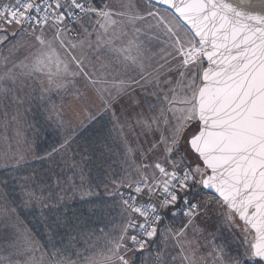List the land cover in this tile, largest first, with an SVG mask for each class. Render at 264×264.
<instances>
[{
    "label": "snow or ice",
    "instance_id": "1",
    "mask_svg": "<svg viewBox=\"0 0 264 264\" xmlns=\"http://www.w3.org/2000/svg\"><path fill=\"white\" fill-rule=\"evenodd\" d=\"M148 5L142 10L128 0L117 12L106 0L0 3V46L28 50L30 63L22 67L46 78L44 93L75 89L85 109L95 93L114 118L115 105L128 114L121 132L126 126L136 145L123 137L128 168L123 176L102 181L121 218L118 234L108 240L105 264H130L126 254L143 252L158 235L176 241L172 264H209V257L211 264H264V0H148ZM129 26L132 38L124 42ZM141 34L147 40L139 39ZM153 41L164 45L159 59ZM85 48L111 55L123 78L101 75ZM138 93L155 98V104L143 101L147 116L136 111ZM53 111L59 120L60 112ZM23 162L21 156L13 167ZM205 190L213 195L206 198ZM213 206L223 210L229 228L242 222V250L226 251L212 239L211 250L197 255L203 245L188 240L187 230L199 232L196 219ZM177 209L187 222L178 231L162 229L166 214L175 217ZM28 247L32 250L31 241ZM44 261V254L33 255L26 264ZM157 262L168 264L159 252ZM50 264L74 262L57 250ZM84 264L98 262L89 257Z\"/></svg>",
    "mask_w": 264,
    "mask_h": 264
},
{
    "label": "rangeland",
    "instance_id": "2",
    "mask_svg": "<svg viewBox=\"0 0 264 264\" xmlns=\"http://www.w3.org/2000/svg\"><path fill=\"white\" fill-rule=\"evenodd\" d=\"M6 1L7 0H0V3ZM97 2H99V0H97ZM106 2L114 11L119 12L125 10L123 5L127 4L128 0H106ZM133 2L138 3L142 10H146L149 7L148 0H133ZM155 7L162 9V7L158 5H155ZM116 19L120 21L124 18L117 16ZM138 26L144 27L143 22H138ZM126 31H128L129 35L123 38L124 42L132 38L130 26ZM145 31L148 30L145 29ZM80 36H83L82 31L80 32ZM77 38L78 37L74 39ZM145 38H147L146 35H144V40ZM93 39H95L94 36ZM140 39L143 40L142 38ZM120 43L121 41H117L116 46H119ZM10 47L11 45H8L7 47L0 46V88L7 89V92H0V170L4 167L14 165L16 159L21 156L26 160V156L31 155V147L26 143L32 138L31 127L36 118H40L47 125L53 127H62L67 124L72 128H81L97 116L106 113L110 116L114 125L121 160L117 159L115 155H111L109 159L107 156L106 158H100L97 161L98 166H104L108 161H115L109 165L111 168L105 170V178H102V181L107 182L108 176L111 172L113 173L111 175L112 178L123 176L125 169L128 168V165L124 163L126 150L123 137L127 136L129 144L133 148L136 147L134 143L135 137L129 133L126 126L123 128V133L121 132V125L124 124L128 114L122 111L119 105H115L116 118H114L112 111L105 110L104 101L98 96L92 94V103H90L87 109H85L76 99L74 94L75 89L65 92L44 93L41 81H44L43 87H47L46 78L41 73L28 74V70L22 67V64L30 63L28 50L20 49L19 51L10 52ZM162 47H164L163 44L159 42L154 44V42H152V51L157 54L155 57L156 59H159L160 49ZM84 53L88 58H113L111 55L105 54L103 50L96 52L85 48ZM26 57L28 58L26 59ZM113 67V70H111V68L106 66L104 74H108L107 78L109 80L113 78L120 79L118 78L119 73L117 72L119 71L118 64ZM76 87L82 89V85H77ZM149 91L151 90L149 89ZM138 94L141 100V108H137L136 111L140 112L142 110L144 115L147 116L149 115L148 106L147 104H144L143 101L147 99L155 104V98L152 96L145 97L143 93ZM21 101L23 102L21 103ZM53 107H55V109L61 114L59 120L56 112L53 111ZM37 113L39 114L35 117L34 114ZM137 162H139L138 157ZM92 163L93 161L91 159L81 158L78 153L72 154L68 150L61 151L56 158L51 159L48 163V169L45 171L50 176L49 179L53 180V188L55 191L47 192V187L44 185H37L35 190L29 186V188L22 191V200L25 206L35 205L39 212L42 211L41 214H39L40 217H38L39 227L43 228L52 225L47 224V216L50 215L52 210H55L56 207L63 205L70 206L78 201V196L79 199L86 197L85 195H82L84 191H88L85 190L84 187L88 186L91 191H100L98 193L104 194L102 181H99V179L96 178L95 172H93L92 169ZM41 171L42 169H40V172ZM82 175L83 179H81ZM94 185H98V191L95 190ZM30 193H34V196L31 198L29 195ZM206 193V198L212 196L208 192ZM105 196L106 199H108L107 195ZM50 199H53L54 201L51 202ZM53 202L55 205L52 204ZM80 202L81 203L74 205L82 204L81 206L83 207L85 202ZM109 202L114 204L113 198L107 201V203H99V206L107 208ZM117 211L118 210L116 209V212ZM221 211L223 210L216 209L215 206H213L212 212ZM179 219H181V217L172 218L171 220L176 221ZM54 225L58 226V223L53 224V226ZM28 231L29 229L27 225L21 218H19L16 209L6 200L4 190L0 184V259H4V253L9 256L7 261H11V264H26L29 258L33 255L37 258V247L36 252L35 250L30 252L28 251L29 247L26 246L28 241H31L32 243L36 242V246L38 244V241L34 240ZM238 232L242 233L240 226L229 228L228 232H218L219 234L216 235V238L224 242L219 245H224L226 251L235 252L237 249L236 246L239 245V239L237 237ZM204 241L202 252H197L198 256H204L211 250L209 244L211 240L204 236ZM174 242L175 240L169 237L165 240L164 244H161L158 248L154 247L153 251H150L153 254L144 252V257L149 259L148 261L150 264H158L157 253L159 252L162 259L167 255L165 260H170L169 257L172 255L166 253ZM232 249L234 250L232 251ZM177 259L179 260V256H177ZM209 264H211L210 257Z\"/></svg>",
    "mask_w": 264,
    "mask_h": 264
},
{
    "label": "crops",
    "instance_id": "3",
    "mask_svg": "<svg viewBox=\"0 0 264 264\" xmlns=\"http://www.w3.org/2000/svg\"><path fill=\"white\" fill-rule=\"evenodd\" d=\"M140 38L144 40V35L141 34L139 36V39ZM145 40H147V38H145ZM153 42L154 44H157L158 41ZM90 59L93 61V63H96L97 70L101 75H103L105 71V68L100 67L101 64L106 65L107 67L111 68V70H113L114 65L118 64V62L114 58ZM118 67V78H123L122 69L119 64ZM91 94L95 95V93ZM45 186L47 187V190L49 187L47 185ZM84 188L85 190H90L88 186ZM94 188L98 191V185H94ZM108 199L110 200L111 198L108 197ZM108 199H106V196L101 193L99 196H86L80 199L78 196V201H76L74 204H79L81 203L80 201H84L85 205L83 207L81 206L82 204H71L70 206L63 205L56 207L55 210H52V213L47 216V224H52L51 226L42 228L38 225V228L35 232H32L30 230L28 231L32 238L38 241L37 246L36 242L32 243V250H29L28 248V251L32 252L35 250L36 252L37 247V258L44 254V264H50V254L56 252L57 250L61 251L64 255L69 256L74 264H84L85 259L89 257L95 259L98 264H105L106 257L109 255L108 240L118 234V227L121 224L119 213L109 215L105 213L106 208H104L103 206H99V203H106L107 201H109ZM50 200L51 202L54 201L53 199ZM52 204L55 205L54 202ZM186 222L187 218H181L176 221H171L170 227L167 228H170L172 231H178ZM56 223H58V226H53V224ZM172 224L176 226L174 228H171ZM195 224L200 229V231L194 235L193 229L189 227V229L187 230V239L192 240L194 243L198 241L199 245H204V236H206L210 240L215 239V242L218 245L222 244L224 242L217 239L216 235L219 234L218 232L220 231H229V227L224 223L222 211H211L208 214H202L201 217L196 219ZM236 224L238 226L242 225L239 220H237ZM161 228L163 229L166 227ZM209 233H212L213 235H209ZM242 236L243 233L238 232L237 237L239 239V245L236 247H239L241 250L244 247V245L241 244ZM164 243L165 240L158 235L155 238L152 246L148 250H146L145 253L153 254L150 251H153L154 247L158 248L161 244ZM26 246H28V244H26ZM185 248L187 251H191V249L187 248V245H185ZM202 249L203 247L200 248L198 252L201 253ZM233 250L234 249H232V251ZM143 253L135 254L129 251L126 254V258L130 261V264H150V262L148 261L149 259L147 257H144ZM177 253L178 246L175 241L173 245L169 247L166 254L177 255ZM3 257L4 259L6 258V260H8L9 258V256L5 253ZM166 257L164 259H166ZM167 261L168 264H171L170 260Z\"/></svg>",
    "mask_w": 264,
    "mask_h": 264
},
{
    "label": "trees",
    "instance_id": "4",
    "mask_svg": "<svg viewBox=\"0 0 264 264\" xmlns=\"http://www.w3.org/2000/svg\"><path fill=\"white\" fill-rule=\"evenodd\" d=\"M38 114H34V116L36 117ZM33 122L34 124L31 127L32 138L26 143L31 147V155H27L26 160H24L26 162L18 167L12 165L2 168L0 170V184L4 190L6 200L16 209L19 218L23 220L30 231L35 232L39 225L38 217L42 211L39 212L35 205L25 206L22 200V191L29 188V186L35 190L37 185H47L49 187L47 192L54 191L53 180L49 179L50 176L45 172L51 159L56 158L61 151L68 150L72 154L78 153L81 158H89L93 161V172H95L96 178L102 181V178H105V170L111 168L109 165L113 161H108L104 166H98L97 161L107 156L109 159L111 155H115L117 159L121 160V155H119L120 149L113 122L106 113L97 116L81 128H72L67 124L62 127H53L47 125L40 118H36ZM65 140L69 141L66 148L53 153L49 159L47 154L52 153L54 148L59 149ZM40 169H42L41 172ZM112 174L111 172L109 176ZM113 205L112 202H109L105 213L109 215L118 213ZM171 221H164L160 227H170ZM175 226L172 224L171 228ZM154 240L149 243L143 252L152 246ZM130 252L143 253L135 250Z\"/></svg>",
    "mask_w": 264,
    "mask_h": 264
},
{
    "label": "built area",
    "instance_id": "5",
    "mask_svg": "<svg viewBox=\"0 0 264 264\" xmlns=\"http://www.w3.org/2000/svg\"><path fill=\"white\" fill-rule=\"evenodd\" d=\"M12 2H14V0L6 1V3H12ZM76 37H77L76 34H73L71 38H76ZM177 211H178V215H176L175 217L171 216L170 213H167L164 221H171L172 218H177V217L186 218L182 214H179V209H177Z\"/></svg>",
    "mask_w": 264,
    "mask_h": 264
},
{
    "label": "water",
    "instance_id": "6",
    "mask_svg": "<svg viewBox=\"0 0 264 264\" xmlns=\"http://www.w3.org/2000/svg\"><path fill=\"white\" fill-rule=\"evenodd\" d=\"M157 5L163 8L162 5H159V4H157ZM205 191L208 192L209 194L213 195V191H212V190H205ZM241 223H242V222H241Z\"/></svg>",
    "mask_w": 264,
    "mask_h": 264
}]
</instances>
